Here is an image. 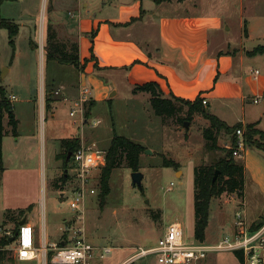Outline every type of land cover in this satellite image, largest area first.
Returning a JSON list of instances; mask_svg holds the SVG:
<instances>
[{
  "label": "rangeland",
  "instance_id": "374dc122",
  "mask_svg": "<svg viewBox=\"0 0 264 264\" xmlns=\"http://www.w3.org/2000/svg\"><path fill=\"white\" fill-rule=\"evenodd\" d=\"M70 1L14 0L0 6V17L17 26L13 46L9 44L7 31L0 30V87L11 101L15 119L20 122L17 128L20 138L17 141L18 136H12L11 128L7 126V115H4L0 237H4L7 228L14 230L27 217L37 229L40 244L45 241L46 246L59 245L72 236V232L63 233L68 221L66 225L81 230L90 245L102 250L111 249L110 254L97 259L94 264H122L141 250L154 247L163 230L173 221L180 223L184 241L194 243L197 241L194 236V169L201 165L213 166L222 160L225 157L223 146L229 143V137L221 132L217 136L218 150H205L201 130L208 123L201 116L195 115L188 128L178 126L174 119L164 125L154 115L149 103L139 99L141 96L132 97L125 81L111 72H104L101 77L95 76L94 80L103 84L106 82V86L111 88L110 93L117 91V96L96 101L83 127L79 113L70 117L69 113L74 107L69 99H65V94L72 92L76 96L79 91L77 87L90 88L88 79L78 83V69L47 61L44 49L49 26L68 51L71 44L76 43V38L66 35L63 28L55 24L57 19L52 17L54 10H62L64 16L72 20L73 25H70L76 26L72 13L69 15L72 7L69 6ZM239 5H243L241 12L238 11ZM223 6L229 10L225 26L229 30L224 31V36L231 48L244 38L243 28L239 24H244L245 19L250 22L251 38L243 46L248 51L258 46L264 47V0H186L182 11L201 14L218 8L221 10ZM256 70L260 76H264V55L247 58L244 75L253 78ZM55 91H59V95L53 96L55 101L47 110L42 98ZM246 95L243 104L237 101H226L225 105L214 102L210 109L205 106L204 110L207 114L217 115L230 127L240 124L244 110L246 122L257 123V130L264 134V98L261 97L255 104L253 101L257 94L248 92ZM89 104L87 102L84 108ZM185 114L186 110L183 109L178 117L183 118ZM96 121L99 124L91 128L92 122ZM81 130L85 143L105 152L113 134L145 148L139 157L138 172L143 177L141 188L132 185V171L120 167L112 171L109 194L101 204L98 185L100 172L93 170L91 178L95 194L86 197L82 214L69 207L73 196L71 191L76 185L75 171L71 160L64 168L63 150L59 142L73 135L80 137ZM255 139L261 141L262 138ZM163 157L176 162L179 168L164 167ZM243 157L244 160H233L244 167L245 205L240 206L243 200L236 195H222L212 200L205 230L206 243L212 244L229 236L238 212L245 214L249 224L257 218L264 220V154L246 147ZM65 171L68 180L63 182ZM79 215L82 219L78 222L75 217ZM10 218H14V222ZM35 246L40 247L37 240ZM13 247L14 243H10L4 249L7 251L6 259H10L4 264H42L40 252L37 260H16ZM131 263L157 264L154 255L136 258ZM200 264L240 262L233 253L224 252L211 254Z\"/></svg>",
  "mask_w": 264,
  "mask_h": 264
},
{
  "label": "crops",
  "instance_id": "0c3cea01",
  "mask_svg": "<svg viewBox=\"0 0 264 264\" xmlns=\"http://www.w3.org/2000/svg\"><path fill=\"white\" fill-rule=\"evenodd\" d=\"M71 5L69 15L72 13L76 26L70 25L72 20L67 19L62 10H54L52 17L57 19L55 24L62 27L66 35L76 38L81 66L78 70V83L88 79L91 91L89 102L94 105L104 98L110 100L113 92V97L118 94L117 91L110 93L111 88L106 86V82L103 84L102 81L94 80L95 76L101 77L104 72H111L124 80L129 92L136 85L154 82L164 97L173 95L192 101L200 96L209 109L214 102L225 105L226 101H237L243 104L248 92L257 94L255 100L258 102L261 97L264 98V76H260L257 70L254 71L253 78L244 75L249 58L246 53L250 51L243 43L251 38L250 22L245 19L244 24H239L240 28L245 26L247 35L239 40L236 47L231 48L224 36V31L229 30V27L225 29L229 18L227 6H223L221 10L218 8L196 14L182 11L186 0L161 3L155 0H71L69 6ZM242 10L243 5H239L238 11ZM239 21H242L241 14ZM94 64L98 68H94ZM9 72L10 69L6 71L7 74ZM78 89L80 87L76 88L77 91ZM51 94L50 92L48 95ZM137 96H141L139 99L146 102L149 100L145 93L132 94V97ZM77 97L79 98V91L76 96L72 92L65 94V99H69L73 105L78 100ZM54 101V98L51 99V107ZM242 111L239 123L244 126L248 123L245 111ZM84 114L85 108V123L88 117L85 118ZM19 123L18 121L17 128ZM73 124L76 126V121ZM19 138L18 136L16 140ZM70 138L86 142L83 140L82 130L80 137L73 135L65 139ZM244 205L243 200V207ZM22 220L33 227L35 244L37 240L41 248L43 243L38 241L35 225L27 217ZM258 220L261 219L257 218L255 221ZM39 248H36L37 256Z\"/></svg>",
  "mask_w": 264,
  "mask_h": 264
},
{
  "label": "trees",
  "instance_id": "16d2710c",
  "mask_svg": "<svg viewBox=\"0 0 264 264\" xmlns=\"http://www.w3.org/2000/svg\"><path fill=\"white\" fill-rule=\"evenodd\" d=\"M7 1L14 0H0V6ZM157 3L166 2L169 0H155ZM0 30H6L8 33L9 44L13 46L14 38L17 34V26L8 20L0 17ZM243 35L246 37V28H243ZM45 57L47 61H55L61 65H70L76 69H80V61L78 57V46L76 43H72L70 50H67V46L61 43L57 39L56 32L51 26L46 30L45 41ZM247 56L253 57L256 55H264V47L258 46L252 51L246 53ZM94 68H98L94 64ZM145 93L149 96L148 103L155 116L162 120L164 125H167L169 121L173 119L178 126H183L184 123H190L195 115L201 116L207 121V126L201 130L202 137L205 142V150L211 152L218 150L217 136L224 132L230 137L231 144L235 143L234 132L237 129H243V139L246 147L255 148L257 151L264 154V134L262 131L257 130V123L253 124H237L234 127H230L217 117L207 114L204 110L202 99L197 96L194 100H185L177 98L173 95L164 97L159 86L154 82L145 83L142 85H136L132 88V94ZM52 96L46 95L44 98L45 108L48 110L51 103ZM93 102H90L85 109V117L88 116L90 109L93 107ZM186 110V114L183 118L178 116L182 110ZM4 115H7V126L11 128L12 136L17 137V125L18 121L15 119L12 109V104L9 98L6 96L5 91L0 87V172H2V140L5 136V128L3 125ZM255 139V137H260ZM80 146L79 138H70L60 140V147L63 150L64 168H67L68 163L66 157L68 153H73ZM145 151V148L133 143L132 141L113 134L109 147L106 151V163L105 166L99 170L98 185L100 190L99 200L103 204L105 198L109 194V179L113 170L120 167H126L132 172L139 171V157ZM225 157L218 161L213 166L201 165L194 169V212H195V240L204 242L205 230L208 225V212L210 203L212 200L220 198L222 195H236L239 199L243 200L244 194V170L243 166H239L234 163L231 150H224ZM162 165L164 167H172L178 169L179 165L167 158L163 157ZM217 173L216 179L213 181V177ZM67 178L65 174L62 177V181L66 182ZM153 216L156 217L154 214ZM11 222H14V218H10ZM16 229V228H15ZM10 245L9 238L0 237V264H4L6 261L7 251L4 250ZM52 253L47 254L49 261ZM239 260V257L235 255ZM49 264V263H48ZM132 264V263H131Z\"/></svg>",
  "mask_w": 264,
  "mask_h": 264
},
{
  "label": "built area",
  "instance_id": "2783aa9c",
  "mask_svg": "<svg viewBox=\"0 0 264 264\" xmlns=\"http://www.w3.org/2000/svg\"><path fill=\"white\" fill-rule=\"evenodd\" d=\"M90 94L89 88L80 87L79 98L73 105L74 109L69 113L72 118L77 113L81 115V126L87 123H84L83 111L84 105L89 102ZM58 95L59 91L51 94L52 97ZM42 99L44 102V98ZM253 102L256 104L258 100ZM202 104L205 106L206 101L203 100ZM98 124V121L92 122L90 127L95 128ZM234 136L236 138L235 143L231 144L229 137V143L225 144L223 149L231 150L233 158L241 159L245 152L243 129L235 130ZM70 160L74 165L76 185L71 191L73 196L69 201V207L72 211L82 214L86 197L95 194V189L92 187V171L100 170L105 166L106 152L96 149L93 144L80 142L79 148L71 153ZM65 173L67 172L65 171ZM65 176L68 180V176L66 174ZM240 206L243 207V202ZM75 219L79 222L82 216H76ZM66 223L63 233L72 232V236L59 245L46 246L45 241H43L40 248L42 264H94L97 259L101 260L105 255L111 253V249L102 250L90 245L81 230H74ZM255 223L256 221H253L249 224L244 213L238 212L235 214V223L231 234L216 243L209 244L199 241L186 243L181 225L178 222H172L163 230L162 236L154 247L141 250L122 264H131L132 260L148 255H154L157 264H200L209 255L224 252L237 255L240 264H264V220L259 226H255ZM3 236L9 240L13 238V252L16 260L31 262L38 259V250L35 247V231L28 223L18 226L14 230L7 228ZM49 252L52 255L48 261L47 254Z\"/></svg>",
  "mask_w": 264,
  "mask_h": 264
},
{
  "label": "water",
  "instance_id": "95a60500",
  "mask_svg": "<svg viewBox=\"0 0 264 264\" xmlns=\"http://www.w3.org/2000/svg\"><path fill=\"white\" fill-rule=\"evenodd\" d=\"M3 77V76H2ZM114 96V92L110 95L109 99H111L112 97ZM189 126V123H184L183 127L184 128H188ZM70 157H71V153H68L67 154V157H66V162H68L70 160ZM217 173L218 172H215V175L213 177V181L216 179V176H217ZM142 175L139 173V172H132L131 174V181H132V185L137 187V188H141V184H142ZM25 220H22L19 222L18 226H22L23 224H25ZM262 223V220H258L256 223H255V226H259V224ZM10 243L13 242V238H11L9 240Z\"/></svg>",
  "mask_w": 264,
  "mask_h": 264
}]
</instances>
